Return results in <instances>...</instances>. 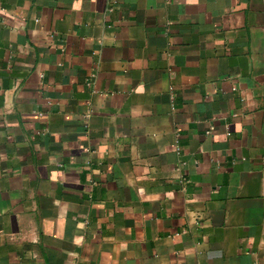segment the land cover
<instances>
[{
	"label": "crops",
	"instance_id": "0c3cea01",
	"mask_svg": "<svg viewBox=\"0 0 264 264\" xmlns=\"http://www.w3.org/2000/svg\"><path fill=\"white\" fill-rule=\"evenodd\" d=\"M0 264H264V0H0Z\"/></svg>",
	"mask_w": 264,
	"mask_h": 264
}]
</instances>
